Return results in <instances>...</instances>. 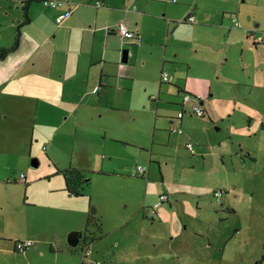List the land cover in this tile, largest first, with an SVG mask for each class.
<instances>
[{"label": "rangeland", "instance_id": "1", "mask_svg": "<svg viewBox=\"0 0 264 264\" xmlns=\"http://www.w3.org/2000/svg\"><path fill=\"white\" fill-rule=\"evenodd\" d=\"M1 5L9 3L0 0ZM199 8L206 15L193 26L182 24L180 12L175 14L180 27L166 55L163 33L161 47L144 45L140 56L145 59L143 54L151 50L160 55L161 66L176 53L181 56L187 41H196L195 70L189 80L194 83L199 75L196 97L204 102L206 115L187 116L184 124V132L199 149L195 157L185 145L177 149L176 139L170 144L156 143V129L166 140L175 136L167 130L168 117L178 113L176 103L181 100L176 91L160 94L157 86L150 91V102L143 97L136 100L135 114L122 108L111 124L106 119L81 117L77 127L66 130L68 149L53 151L48 142L39 143L33 157L21 163L23 174L38 173L45 186L52 185L45 177L56 168L80 167L89 172L87 197L77 203L87 210L91 203L102 223L103 236L89 244L93 264L95 260L99 264H264V0H209ZM130 11L125 7L126 13ZM231 14L239 17L237 29H230ZM152 41L148 39V44ZM125 43L124 50L130 54V43L135 40ZM164 70L173 75L168 64ZM102 120L106 128L100 125ZM113 136L144 149L108 141ZM150 158L157 161L150 162ZM34 159L37 166L32 165ZM139 165L150 167V180L136 173ZM161 191L171 197L173 205H162L160 218L152 222L142 208ZM216 191H223L220 203L214 197ZM41 194L35 192L28 198L24 189L3 197L0 234L24 235L33 210H51L47 205L52 194ZM47 214L49 220L63 224L61 212ZM90 227L98 233L95 225ZM19 256L0 251V264H28ZM77 256L82 264V257ZM33 264L72 263L47 255Z\"/></svg>", "mask_w": 264, "mask_h": 264}, {"label": "crops", "instance_id": "2", "mask_svg": "<svg viewBox=\"0 0 264 264\" xmlns=\"http://www.w3.org/2000/svg\"><path fill=\"white\" fill-rule=\"evenodd\" d=\"M5 1L9 3V6H0V47H11L14 44L17 25L24 20V1H28L30 23L21 29L18 50L6 59L0 60V212L5 211L1 203L3 197L14 195L24 189L28 198L35 192H42L41 195L46 196L52 194L53 198L50 205H47L51 207V210H33L32 221L28 224L24 235L0 234V251L15 257L24 254L23 257H19L26 259L28 264H33L34 260L47 255L64 258L72 264H80L77 255L79 254L83 260L82 250L89 246L91 255L86 261L83 260L82 264H93L94 252L89 244L95 241H89L87 236L88 232L94 233L95 230L88 227L89 230L86 231L92 209L97 219V227L101 231L102 223L90 202V210L77 203L80 199L87 197L89 186L85 188L84 196H73L66 189L63 175L66 169L56 168L46 176L45 179L52 185L45 186L40 184L44 177L38 173L28 171L25 173L27 175L23 174L21 163L33 157V152L39 143L48 142L53 151L68 149L66 130L72 126L77 127L78 119L81 117L92 120L106 119L107 123L111 124V119L113 120L122 108L125 113L135 114L138 110L136 100L143 97L146 100L148 98L149 101L150 91L156 90L157 86L160 94L176 91L181 100L176 103L179 107L178 113L168 117L167 130L170 135L175 136H170L166 140L161 134H156V129L154 133L156 143L169 142L170 144L176 139L178 140L177 149L185 145L186 150L195 157L198 151L193 154L187 149L186 145L192 140L184 132L187 116H193L190 110L191 105L186 106L180 122L177 118L179 112L183 111L184 94L196 97L200 91L197 84L199 75L195 77L194 83L189 80L191 73L195 70L193 54L196 41L194 39L187 41V47H184L181 56L176 53L174 59L164 60L161 66L160 55L153 54L151 50L143 54L145 59L141 60L140 56L144 45L155 49L160 48L159 38L163 33L167 37L164 51L166 55L169 43L180 27L175 14L180 12L181 22L192 13L196 22L182 24L192 26L198 24L206 15L200 12L199 4L209 0H132L131 2L70 0L59 9L47 8L41 0ZM97 2H102L104 5L98 7ZM13 6L17 12L15 18L12 17ZM125 7L131 11L126 13ZM233 16L237 18L239 26L241 25L239 17L231 14L230 29H237L239 26H234ZM60 17L62 21L58 23L57 19ZM121 23H125L137 37L135 43H130L132 48L128 62H121L122 50L127 47L126 40L118 32L117 27ZM8 29H11V32L5 33ZM148 39H153L152 43L148 44ZM167 64L173 71V75L169 74L172 78L170 82H164L161 79ZM213 70L211 66L209 71L213 72ZM198 99L203 106L204 102ZM207 100L212 101L210 98ZM120 101L127 105L124 103L121 105ZM103 120L100 125L106 128ZM175 123L181 126L182 133L172 132L171 129ZM62 129L64 130L59 133ZM9 133L27 137L25 139L22 137L18 139L16 136L7 138L5 135ZM109 140L121 145L134 144L144 149L142 145L131 143L130 140L118 139L114 136L109 137ZM194 146L196 149L195 144ZM50 156H53L52 153ZM153 160L157 161L150 158V162ZM168 164L167 161L166 165ZM37 165L36 162L35 166ZM68 168L79 169L87 177L89 175L84 168ZM146 168L147 173L140 177H145L144 179L148 181L150 167ZM159 168L162 171L160 164ZM136 173H138L137 169ZM53 179L56 181H52ZM162 179L165 181L164 175ZM146 185L148 191L149 182ZM157 194V197L145 203L142 208L146 210L145 217L152 222L160 218V208L154 218L150 216V209L166 193L161 191ZM165 204L172 207L170 196L169 201L162 205ZM47 211L61 212L63 224L59 225L56 221L49 220ZM75 231L84 233V236L76 246H72L69 243V235ZM101 236L103 233L97 240L101 239ZM26 240H33L34 245L26 252L20 253L16 249V243Z\"/></svg>", "mask_w": 264, "mask_h": 264}, {"label": "built area", "instance_id": "3", "mask_svg": "<svg viewBox=\"0 0 264 264\" xmlns=\"http://www.w3.org/2000/svg\"><path fill=\"white\" fill-rule=\"evenodd\" d=\"M69 1L70 0H41L42 4L45 7L52 8V9H59V8L63 7ZM126 1L131 2L132 0H126ZM103 5L104 4L102 2L96 3V6H98V7H102ZM232 20H233L234 26L238 27L239 22H238L237 18L235 16H233ZM57 21H58V23L61 22L62 18L61 17L58 18ZM195 22H196V18L192 13L189 14V16L186 19L181 21V23H195ZM117 28H118V32H119L120 36L123 39H125L126 41H134L137 39L135 32L130 30L125 23L119 24ZM161 79L164 82L172 81L171 76L165 71L162 73ZM188 104L191 105L190 110H191L192 115H195L197 117H204L205 116V111H204V108L202 107V105L200 103V100L197 97L191 96L190 94H184L183 100H182L183 111L179 112L177 121L180 122L182 120L184 113L186 111L185 110L186 106ZM171 130L174 133H182L181 126L176 124V123L174 124V126ZM186 147L193 154H195L197 151V149H195V146L192 142H189L186 145ZM137 172L139 175L145 176V174L147 173V168L143 167V166H138ZM22 177H24V175ZM222 196H223V191H216L214 193V197H215L217 203L221 202ZM167 201H169V195L163 194L160 197V201L151 207L150 216L154 218V216L157 214V210L160 208V206L164 202H167ZM33 245H34L33 240L19 241L16 243V249L20 253H24L28 249H30ZM82 255H83V260L86 261L88 259V257L91 255V250H90L89 246H87V248H84L82 250ZM96 264H99V262H96Z\"/></svg>", "mask_w": 264, "mask_h": 264}, {"label": "trees", "instance_id": "4", "mask_svg": "<svg viewBox=\"0 0 264 264\" xmlns=\"http://www.w3.org/2000/svg\"><path fill=\"white\" fill-rule=\"evenodd\" d=\"M23 14H24V20L17 25L16 39H15L14 44L11 47H0V60L6 59L7 56L17 51L20 46L21 29L23 26L30 23V17L28 14V1H24ZM63 175L65 178L67 191L73 196H77V197L84 196L85 188L89 186V182H90L89 178L85 175V173L79 169L68 168L63 171ZM94 215H95V212L92 209L89 215V218H88L86 231L89 230L88 227H90L91 225H95L96 227L98 226L97 219L95 218ZM97 230H98V233L88 232L90 234V235L88 234V236L85 233L89 241H96L99 238V236L102 234V231L99 228ZM262 259H264V253H263Z\"/></svg>", "mask_w": 264, "mask_h": 264}, {"label": "water", "instance_id": "5", "mask_svg": "<svg viewBox=\"0 0 264 264\" xmlns=\"http://www.w3.org/2000/svg\"><path fill=\"white\" fill-rule=\"evenodd\" d=\"M128 57H129V50L126 49L123 51V62H128ZM35 161H36V159L33 162L34 166L36 165ZM83 236H84V233H82V232H77V231L72 232L69 235V243L72 246H76L80 242V239L83 238Z\"/></svg>", "mask_w": 264, "mask_h": 264}]
</instances>
